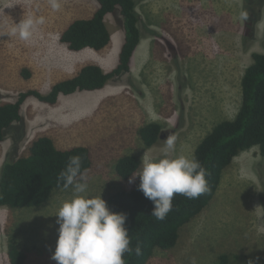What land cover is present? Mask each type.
<instances>
[{
    "label": "rangeland",
    "instance_id": "rangeland-1",
    "mask_svg": "<svg viewBox=\"0 0 264 264\" xmlns=\"http://www.w3.org/2000/svg\"><path fill=\"white\" fill-rule=\"evenodd\" d=\"M136 1L142 39L131 71L111 79L101 90L63 95L55 105L30 97L22 108L23 119L0 142V173L5 161L27 155L33 140L46 135L60 148L84 145L90 149L93 164L86 172L88 193L105 200L140 181L139 176L133 183L118 176L120 157L135 154L142 160L144 154L160 155L170 133L176 137L173 154L193 156L217 123L235 117L242 102L244 72L253 53L264 52V5H253L251 12L258 20L250 32L247 19L241 18L247 12V0H226L228 42L219 65L212 57L213 44L199 41L204 29L198 27L199 18L206 4L185 3L184 11L194 19L186 26L173 13L177 3ZM60 2L61 8L53 10L49 0H0V33L29 16L45 19L29 42L0 35V103L13 102L30 89L47 93L57 81L73 76L88 63L106 72L116 66L124 40L120 14L106 17L112 34L108 47L71 51L61 42V33L73 20L90 17L98 3ZM24 70L31 76H24ZM150 122L161 123L164 137L147 148L139 129ZM72 196L69 187L56 190L40 207L0 206V264H10L11 235L28 251L29 264H56L52 259L59 228L55 214ZM223 253L264 264V157L257 146L241 153L225 170L215 197L181 228L177 245L158 249L148 264H217Z\"/></svg>",
    "mask_w": 264,
    "mask_h": 264
},
{
    "label": "trees",
    "instance_id": "trees-1",
    "mask_svg": "<svg viewBox=\"0 0 264 264\" xmlns=\"http://www.w3.org/2000/svg\"><path fill=\"white\" fill-rule=\"evenodd\" d=\"M98 7L87 18L73 20L61 33L60 40L71 51L93 49L101 51L112 41V34L106 23L108 14L119 13L124 28V40L120 48L118 63L106 72L100 65L88 63L76 74L57 81L47 93L37 89L21 92L13 102L0 103V142L7 137L13 125L23 119L25 102L34 97L55 105L62 95L103 89L111 79L120 78L131 71L134 53L140 45L142 32L136 0H96ZM246 14L249 31L253 32L258 15L252 14L253 5L264 0H247ZM259 12V10H258ZM252 63L246 68L241 81L242 102L233 119L222 120L207 133L197 145L194 155L206 170L208 191L196 199L176 194L172 210L164 220L152 216L153 202L146 198L136 185L122 189L108 196L105 201L111 211L127 214L125 227L131 238L133 252L125 253L126 264H148L158 249L174 248L183 226L197 217L213 200L222 183L225 170L241 153L259 147L264 157V52H254ZM23 75L31 73L24 70ZM162 125L150 122L139 129V135L147 148L161 140ZM72 156L81 157V172H87L93 164L91 151L87 146L74 145L60 148L49 136L33 140L27 155L5 161L0 173V206L10 208L40 207L47 203L56 190L65 189L59 180ZM141 158L127 154L119 158L116 172L123 180L141 168ZM139 245L141 254H135ZM8 257L10 264H29V253L9 236ZM242 255L223 253L217 264H249Z\"/></svg>",
    "mask_w": 264,
    "mask_h": 264
},
{
    "label": "clouds",
    "instance_id": "clouds-1",
    "mask_svg": "<svg viewBox=\"0 0 264 264\" xmlns=\"http://www.w3.org/2000/svg\"><path fill=\"white\" fill-rule=\"evenodd\" d=\"M49 4L53 10L61 8L60 0H49ZM241 18L246 19V14ZM44 23V17L29 16L0 35L29 42L36 27ZM164 141L162 153L144 154L141 169L129 177V183H133L139 176L138 187L153 202L151 215L157 220H164L172 210L174 195L196 199L208 191L206 170L195 156L174 155L175 136L169 135ZM81 164L80 156L70 157L58 177L65 189L72 188L73 196L55 214L59 228L52 259L56 264H126L125 253L133 252L125 227L127 214L111 211L101 195H89V178L81 172ZM134 251L140 255V246Z\"/></svg>",
    "mask_w": 264,
    "mask_h": 264
},
{
    "label": "crops",
    "instance_id": "crops-1",
    "mask_svg": "<svg viewBox=\"0 0 264 264\" xmlns=\"http://www.w3.org/2000/svg\"><path fill=\"white\" fill-rule=\"evenodd\" d=\"M188 1L189 0H171L172 6H174L175 3H177L178 6L177 10L173 13H176L177 18L186 26L190 25V22L194 20L191 17L192 14L188 15L187 12L184 11L185 10L184 8L186 6L185 3H187ZM199 1H201V3L206 4L208 6V8L205 7V11L203 10L204 12L202 14L203 18L208 17V19L199 18L201 19V24H199L200 26L198 27L204 28L199 36L200 37L199 41H202L203 43L213 44L214 52L213 51L212 52L214 54L212 57L214 58V60H218L216 63L220 65L219 63L220 59L221 58L225 59L226 53H224L223 51L225 50V44H227L228 42L227 11L225 8L226 0H199ZM180 6L182 8H180ZM84 92H90V91H84Z\"/></svg>",
    "mask_w": 264,
    "mask_h": 264
},
{
    "label": "water",
    "instance_id": "water-1",
    "mask_svg": "<svg viewBox=\"0 0 264 264\" xmlns=\"http://www.w3.org/2000/svg\"><path fill=\"white\" fill-rule=\"evenodd\" d=\"M169 135H172V133H170ZM164 137V134L163 135H161V138H163Z\"/></svg>",
    "mask_w": 264,
    "mask_h": 264
},
{
    "label": "flooded vegetation",
    "instance_id": "flooded-vegetation-1",
    "mask_svg": "<svg viewBox=\"0 0 264 264\" xmlns=\"http://www.w3.org/2000/svg\"><path fill=\"white\" fill-rule=\"evenodd\" d=\"M161 135H163V133H161Z\"/></svg>",
    "mask_w": 264,
    "mask_h": 264
}]
</instances>
